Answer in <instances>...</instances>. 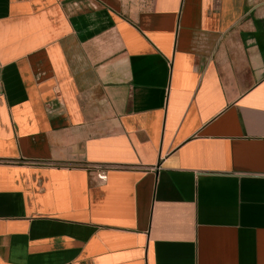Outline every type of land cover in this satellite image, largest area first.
I'll use <instances>...</instances> for the list:
<instances>
[{
  "label": "crops",
  "instance_id": "0c3cea01",
  "mask_svg": "<svg viewBox=\"0 0 264 264\" xmlns=\"http://www.w3.org/2000/svg\"><path fill=\"white\" fill-rule=\"evenodd\" d=\"M0 264H264V0H0Z\"/></svg>",
  "mask_w": 264,
  "mask_h": 264
},
{
  "label": "built area",
  "instance_id": "2783aa9c",
  "mask_svg": "<svg viewBox=\"0 0 264 264\" xmlns=\"http://www.w3.org/2000/svg\"><path fill=\"white\" fill-rule=\"evenodd\" d=\"M97 179L101 182H105L107 180V175L106 173H101L97 175Z\"/></svg>",
  "mask_w": 264,
  "mask_h": 264
}]
</instances>
